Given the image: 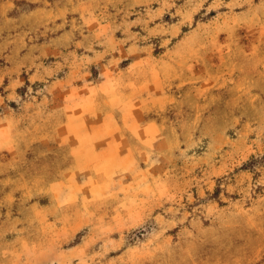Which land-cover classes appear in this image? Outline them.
<instances>
[{"label":"rangeland","instance_id":"1","mask_svg":"<svg viewBox=\"0 0 264 264\" xmlns=\"http://www.w3.org/2000/svg\"><path fill=\"white\" fill-rule=\"evenodd\" d=\"M0 264H264V0H0Z\"/></svg>","mask_w":264,"mask_h":264}]
</instances>
